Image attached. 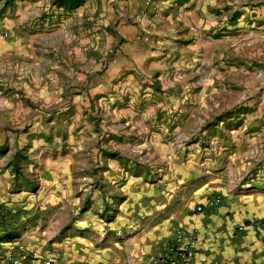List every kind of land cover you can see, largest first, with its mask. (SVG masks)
I'll list each match as a JSON object with an SVG mask.
<instances>
[{
	"label": "rangeland",
	"instance_id": "rangeland-1",
	"mask_svg": "<svg viewBox=\"0 0 264 264\" xmlns=\"http://www.w3.org/2000/svg\"><path fill=\"white\" fill-rule=\"evenodd\" d=\"M0 32V44L16 50L0 55V90L26 96L18 114H5L6 150L20 164L36 155V168L47 156L68 154L82 174L97 170L99 146L110 138L98 104L118 81L112 65L128 64L130 49L140 62V96L146 89L170 96L191 91L196 106L180 115L193 123L181 128L182 146L201 139L200 148L209 149L258 108L264 111V0H0ZM165 115L170 123L162 132L176 146L177 114ZM33 175L0 184V242L44 216L38 214L42 182ZM23 191L31 206L14 212L7 204Z\"/></svg>",
	"mask_w": 264,
	"mask_h": 264
},
{
	"label": "crops",
	"instance_id": "crops-1",
	"mask_svg": "<svg viewBox=\"0 0 264 264\" xmlns=\"http://www.w3.org/2000/svg\"><path fill=\"white\" fill-rule=\"evenodd\" d=\"M15 54L13 45L0 44L1 56ZM136 54L130 49L124 56L128 64L118 59L112 65L118 81L105 90L109 99L98 104L110 138L99 146L92 174H82L68 154L47 156L36 168V155L29 164L11 156L5 114H18L26 96L0 90V184L37 173L38 214L44 215L4 234L0 261L34 250L37 257L21 264H141L161 255L181 228L196 237L194 264H264V111L258 108L209 149L200 148L201 139L182 146L181 128L193 123L180 115L196 106L191 91L170 96L146 89L140 96ZM109 77L104 81L112 86ZM167 113L179 120L172 123L179 130L176 146L162 132L170 123ZM159 129L160 134L152 131ZM20 194L7 204L14 212L33 201L28 191ZM215 198L220 202L210 207Z\"/></svg>",
	"mask_w": 264,
	"mask_h": 264
},
{
	"label": "built area",
	"instance_id": "built-area-1",
	"mask_svg": "<svg viewBox=\"0 0 264 264\" xmlns=\"http://www.w3.org/2000/svg\"><path fill=\"white\" fill-rule=\"evenodd\" d=\"M0 35H3V32H0ZM4 37H6V34ZM142 40L147 41V38H142ZM219 202L220 199L215 198L208 202V205L211 207L217 205ZM196 211H202V207H196ZM196 244L197 240L193 233H187L179 228L175 231L173 241L164 247L161 255L141 264H194ZM36 257L37 254L34 250H28L17 256H7L4 260L0 261V264H21L28 259H35Z\"/></svg>",
	"mask_w": 264,
	"mask_h": 264
}]
</instances>
